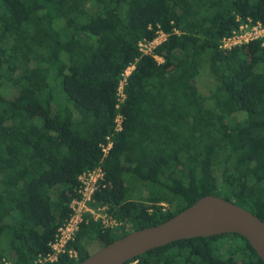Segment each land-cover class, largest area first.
<instances>
[{"label":"trees","instance_id":"trees-1","mask_svg":"<svg viewBox=\"0 0 264 264\" xmlns=\"http://www.w3.org/2000/svg\"><path fill=\"white\" fill-rule=\"evenodd\" d=\"M89 2L99 14L87 15ZM237 16L264 24V0H0V264H33L50 250L79 174L97 166L105 177L93 199L123 225H81L78 260L54 264H78L90 255L85 241L104 246L208 194L264 221V43L221 48ZM158 30L167 34L155 48L162 61L137 45ZM204 75L213 80L207 95ZM5 83L18 89L13 98ZM139 185L146 195L136 194ZM124 264L264 261L242 235L221 233Z\"/></svg>","mask_w":264,"mask_h":264},{"label":"water","instance_id":"water-1","mask_svg":"<svg viewBox=\"0 0 264 264\" xmlns=\"http://www.w3.org/2000/svg\"><path fill=\"white\" fill-rule=\"evenodd\" d=\"M221 233L242 235L264 261V221L242 206L208 194L157 225L114 239L78 264H124L175 240Z\"/></svg>","mask_w":264,"mask_h":264},{"label":"built area","instance_id":"built-area-1","mask_svg":"<svg viewBox=\"0 0 264 264\" xmlns=\"http://www.w3.org/2000/svg\"><path fill=\"white\" fill-rule=\"evenodd\" d=\"M238 26L232 33L223 38L220 47L230 49L233 46L260 39L264 43V24L260 21L253 22L250 18L242 19L236 17ZM167 37V34L161 30L152 39L142 38L138 41V50L141 55L153 56L158 61L162 57L155 53V48L161 44ZM134 68V63H130L121 73L117 87L119 101H123L125 94L123 87L126 83L127 76ZM118 107V104L116 105ZM122 115L115 117V130L121 129ZM112 141L107 137V142L101 144L104 154L108 152ZM105 171L100 166L81 172L78 176L77 196L74 197L69 206L71 212L69 216L57 227L53 240L49 243L50 250L45 253H39L33 260V264H54L61 256L66 255L68 258L78 260L79 253L73 246L77 233L81 225L97 224L104 229L114 230L123 225V222L115 219L109 212V206L106 203H97L93 199L95 191L103 185ZM162 209L169 207L167 202H161Z\"/></svg>","mask_w":264,"mask_h":264},{"label":"rangeland","instance_id":"rangeland-1","mask_svg":"<svg viewBox=\"0 0 264 264\" xmlns=\"http://www.w3.org/2000/svg\"><path fill=\"white\" fill-rule=\"evenodd\" d=\"M99 8L100 6L96 5L95 3L89 2L86 5V9H87L86 13L87 15L95 16L100 13ZM123 9L124 8L121 7L120 12H122ZM199 82H200V86L202 88L203 93H205V95L209 94L213 86V80L208 75H204L199 79ZM1 91L7 98H13L18 93V89L15 86L9 85L7 83L3 85V87L1 88ZM138 192H141L143 195L147 194V190L141 185H139L136 188V194H138ZM169 206L171 208L172 206L171 203ZM121 230H119L118 232H120ZM85 242H86V249L90 254L94 253L95 251L99 250L102 247V243L97 238H93V239H90L88 242L87 241ZM8 257L9 258H6V262L10 263L12 257L11 255H8Z\"/></svg>","mask_w":264,"mask_h":264}]
</instances>
